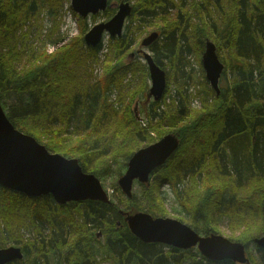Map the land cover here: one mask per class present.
Instances as JSON below:
<instances>
[{
	"label": "trees",
	"instance_id": "16d2710c",
	"mask_svg": "<svg viewBox=\"0 0 264 264\" xmlns=\"http://www.w3.org/2000/svg\"><path fill=\"white\" fill-rule=\"evenodd\" d=\"M112 1L115 0H108V6L101 13L105 20L114 13L115 9L110 6ZM143 1L137 0L131 4L125 31L120 36H108L105 47L103 41L94 46L84 42L83 33L87 24L85 19L79 17L81 27L78 40L49 55L44 51H34L33 48L28 51L30 39L17 41L16 32L18 29L22 30L28 18L40 14L46 7L49 13L56 14L61 1L0 0V105L16 129L33 136L50 152L77 158L82 170L93 173L99 180L111 176L108 170L112 167L116 174L121 175L139 144L143 143L144 147L163 135L172 133L178 136V148L185 143L192 146L195 141L193 136L199 130L218 124L219 128L207 135L208 151L202 157L197 154L182 159L184 155L180 150L177 148L178 151H174L177 153H173L167 161L173 155H180L182 163L177 167L179 171L172 172L166 182L174 191L176 200L190 216L186 217V224L196 232L207 235L210 233L209 227L218 224L212 217V210L224 215L229 222L235 218L243 220L246 216L245 224H248L250 233L246 239L238 241L247 250L248 244L254 243L253 239L258 237L252 236V226L258 225L257 222L262 226L259 220L264 214V7L258 9L254 6L249 15L247 8L252 4L247 5L248 1L238 8L241 14L238 27L230 30V34L226 36L230 42L234 41L235 54L231 55L229 50L216 46L224 68L219 78V81L223 80L219 83V94L210 89L214 97L217 96L215 104L211 106L212 103L209 102V107L203 111L200 119L183 120L174 124V127H167L165 112L174 107L177 114L182 115L188 101L186 91L194 88L200 96L204 92L208 93L200 82V78L202 81L206 79L200 60L196 58L199 66L196 75L187 71V67L179 65L187 63L186 54L190 49L198 55L203 47V41L198 39L197 32L207 36L209 31L206 29L199 32L200 28L189 24V29L185 27L183 34L179 36L176 22L161 36V46L164 48L160 52L155 48V42L150 45L155 52L152 57L156 63L161 67L159 58L164 56L167 59L166 67L170 66L174 71H166L161 67L166 73V87L162 98L157 101L149 99L148 106L141 109L145 119L139 120L133 112V103L138 98L145 97L148 92L147 63L144 59L137 58L124 65L122 58L130 53L136 39L145 33L151 17L167 10L181 9L184 5L176 3L178 0ZM217 1L221 6L216 9V19L220 15H227L222 0ZM197 6V2L190 1L188 22L190 17L193 21L200 19ZM255 9L259 14L255 13ZM184 13L185 11H180L178 20ZM54 33H57L55 39H58L56 21L51 32L44 34L42 40L57 43L52 40ZM99 52L106 64H110L109 60L113 66H105V71L108 72L102 79L94 78L91 81L87 67H92V63L101 60ZM70 63V68H65ZM177 74L178 85L182 89L171 95L169 87ZM51 95L56 96L55 100L50 101ZM168 95L171 101L165 103ZM112 97L115 100L112 101ZM197 142L199 143L198 139ZM208 155L210 166L205 164ZM119 157L124 158L122 164H118ZM165 163L155 168L149 177L163 169ZM198 172L226 179L231 176L239 189L251 186L252 191L259 193V198L256 202H244L225 186L215 197L209 198L207 204L190 206V201L183 197V193L200 178L202 173ZM160 182L157 181L154 188L151 187L152 184L146 187L147 183L135 182L146 187L140 196L144 203L138 202L132 192L131 198L123 195V200L127 203L123 207L112 200V195L111 202L107 203L97 200L60 204L50 194L32 197L0 185V247L16 245L23 252L21 259L7 264H47L54 257L65 264H100L101 261L106 264H170L162 255V250H150L156 246L155 243L138 240L124 220L127 213L140 210L150 211L151 214L166 213L164 198L159 194ZM212 185L211 180L209 187ZM206 192L207 190L204 195ZM212 199L216 200L215 207L210 206ZM56 205H61V211L65 207L81 211L82 220L75 223L68 217L53 213L45 216L44 210L52 212ZM19 208L24 210L23 214L16 212ZM71 215L78 214L71 212ZM178 218L183 220L181 216ZM196 218L202 224H198ZM117 221L121 223V227H116ZM108 224L111 234L106 237L104 244H100L91 227L101 228ZM26 232H29L27 238ZM97 247L101 250L99 254ZM110 249L117 254V261L113 263L109 259ZM166 249L177 251L179 248L166 245ZM258 249L261 264H264V250L259 246ZM180 250H184L183 253L190 258L193 255L189 252H199L194 247ZM247 256L249 264H257V259L251 252ZM99 258L101 260H97ZM201 258L213 264H236L228 259L212 261L204 256Z\"/></svg>",
	"mask_w": 264,
	"mask_h": 264
},
{
	"label": "rangeland",
	"instance_id": "374dc122",
	"mask_svg": "<svg viewBox=\"0 0 264 264\" xmlns=\"http://www.w3.org/2000/svg\"><path fill=\"white\" fill-rule=\"evenodd\" d=\"M60 1H61V4L58 7L56 14L49 13L48 10H46L47 9L46 7V9L43 10L40 14L37 13L34 16H31L30 18H28V21L25 23L21 31H19V29L17 30L16 32L17 41L23 38L30 39L29 40L30 46L28 47V51L31 48H33L32 50L34 51H44L46 54L51 55L57 52L58 50H60L64 45L73 44L74 42L78 40L80 36L79 32H80V27H81L79 16L72 11L70 7V0H60ZM136 1L137 0H115L112 2L114 3L128 2L129 4H132V3H135ZM146 1L147 0H144L143 3ZM190 1L191 0H178L176 3L178 4L184 3L181 9L177 8L174 10H167L164 13H160V14H157L151 17L152 19L149 20L150 25L146 27L145 33L139 36L138 39H136L133 46L131 47L132 50L130 51V53L128 55H125L122 58L123 60L122 63L126 65L127 63L133 60H136L137 58L143 60L144 58L142 57L141 53L144 50H146V52L151 55L155 54L153 49H151V46L146 48L145 46L141 45V40L143 39V37L147 36L149 32L150 33L153 31L157 32L158 36L154 40V42L156 44L155 48L160 52V50L164 48L163 46H161L162 44L161 36L163 35L165 31L169 30L172 27V25H174L176 22H177L176 29H178L177 34H179V36L183 34V29L185 27L189 29V24L192 25L193 27L196 26L197 28H200L199 32L201 31L203 32L206 29H208L209 31L207 36H203L201 34H198L197 32L196 35L199 37L198 39L199 40L202 39L203 41V47L199 51L198 55L196 54V52H193L190 49V51L186 54V58L188 59L187 63H185L184 65H181V64L179 65V66L187 67V71H190L192 75H196L199 71V66L196 62V58L200 60V64L202 66L201 59H202V53L204 51V44L206 40L212 41L213 43H215V46L217 47L220 46L222 48L229 50V54L231 55L235 54L233 52L235 51L234 41L230 42L229 40H227L226 36L230 34L229 33L230 30H236V28L238 27V22H239L240 15H241L240 11L238 10L241 4L238 2V0H222L224 4V11L227 15H220L219 17H217V19H216V14L218 13H216V9L220 8L221 6L217 0H194L195 2L198 3L197 9H199L200 11V19L193 21L190 17V22H188L189 13H190L189 12ZM247 1H248L247 5H249L250 3L252 4L251 7L247 8L248 15L251 11L254 10L255 8L254 6H256L258 9L261 7H264V0H245L244 3ZM181 10L185 11V13L178 20V16ZM255 13L259 14L257 13V9H255ZM262 14H264V12ZM82 19H85L86 24H87L86 30L83 33V36H84V34L88 31V29L93 24L103 20V16L101 14H94V15L90 14L87 17L82 18ZM55 21L57 22L60 39L59 38L55 39L57 36V33H54L52 35V40H56L57 43H53L48 40H45V41L42 40L44 37V34H48L51 32L52 25L55 23ZM126 21H125V27L129 23L128 20ZM124 31L125 29H123V32ZM104 35L105 36L103 37L102 41L105 47L108 35L106 33ZM98 56L101 57V60L98 63H92V67H87L91 81L94 78H98L99 80L102 79V77L105 76L106 73L108 72V71H105V66H108V67L113 66V63L110 62L109 60L107 61L110 64L108 65L106 64L105 59L102 58L101 52H99ZM222 58H227V57L222 56ZM39 60H42V59H39ZM166 61L167 59H165L164 56H160L159 63L161 67L164 70L166 69V71L173 72L174 71L173 68H170V66L166 67L165 65ZM70 65L71 63L67 64L65 68H70ZM225 66L228 67V65L226 64ZM201 68L203 69V67ZM204 75H205V72H204ZM178 77H179V74L176 75V79L173 80V82H171L170 84L169 91H171L170 92L171 95H174L175 93H177L179 90L182 89V86L178 85L179 83ZM147 79H148L147 83H148V89H149L150 87L149 73H148ZM222 81L223 80L218 81V82L221 84ZM200 82L206 88L208 93L204 92L200 96L196 94V90L194 88H192L191 91H186V93L188 94V101H187V105L185 106L183 110V114L178 115L176 110H174V107H170L165 112V115L167 116V121H168L167 127H171V126L174 127V124H178L179 122L183 120L192 121V120L200 119V117L204 114L203 111L209 107L207 104L209 102L212 103L211 106L215 104L217 96L214 97V93L210 90L211 88L214 90V88L210 85V82L208 81V79H204V81H202V78H200ZM114 94H113V97H114ZM182 94H183V91H182ZM55 97H56L55 95H51L50 101L55 100ZM113 97H112V101L115 100V98ZM148 100L149 99H147V97L145 96L140 99L138 98V101H136L135 104L133 103L134 105L133 112L137 119L139 120L145 119V114L144 112H141V109L148 106L149 104ZM170 101H171V98H170V95H168L165 103L170 102ZM162 108H164V106ZM218 128H219L218 124L217 125L215 124L214 126H211V125L205 126L201 130H199V132L195 134V136H193L195 141L192 142V146L191 144L187 145V143H185L186 145L184 144L183 146L179 147L178 149L180 150L181 154L184 155L182 159L187 158V157L190 158L192 155L197 156V154H199L202 157V155L208 151L207 135L209 134L210 131L214 132ZM197 139L199 140V143L197 142ZM142 145L143 143L139 144L135 148V150H137L138 148H141ZM197 147L198 149H196ZM177 151L175 153L173 152L174 155L177 153ZM174 155L165 163V167L163 169L159 170L156 174L150 177L148 186L146 187H149L152 184L151 187L154 188L157 184V181H161L158 186L159 194L164 198V206L166 209V213L164 215L152 213L153 215L163 216V217H172L176 219H179L178 216H181L183 218V220L181 221L184 223H188L186 217L190 218V216L187 215L185 207L182 206L176 200L175 195L173 193L174 191L172 190L170 185L166 182L167 178L172 174V172L176 170L179 171L177 167L179 166V164L182 163L181 156L176 155L175 157ZM210 161L211 160L208 155L206 157L205 164L210 166ZM122 162H124V158L119 157L118 164H122ZM108 172L112 175L108 176L106 179L100 180L102 185L108 191L109 197L112 195V200L115 203H117L120 207L126 206L127 203L125 200H123L124 194L122 193V191L117 185V178L120 174H116L115 173L116 171H113V167L110 170H108ZM198 173H202V172H198ZM211 180L213 182V185L212 187H209ZM225 186L228 187L229 192L238 196L239 199L242 198L244 202H248V200L252 202H256L259 198V193H255L254 191H252L250 189L251 186L249 188H245L241 190L236 186L231 176L229 177V179H226L225 177L221 178L217 175H212L211 173H207V174L202 173L200 178L197 179V181L194 184H192L187 189V191L183 193V197L186 200L190 201L189 202L190 206H202L203 204H207L208 203L207 201L209 200V198L215 197L218 194L219 190L221 188H224ZM145 188L143 186L141 187L138 183L134 184L132 191L133 193H135L138 202L144 203L143 200L140 199V196H141L142 190H144ZM205 190H207V192L204 195ZM215 204H216V200L212 199L210 206L215 207ZM53 208H54V211L52 212L49 210H44L46 212L45 216H47V214L52 215L53 213L56 215H60V217H68L70 220H74L75 223H77L76 221L80 222L83 218L82 212L79 210H75L74 207H68V208L65 207L62 209V211H61V205L53 206ZM262 208L264 211V202H262ZM23 211L24 210L19 208L18 211L16 212L23 214ZM140 211H143V210H140ZM71 212H75L78 215L72 216ZM148 213L151 214L150 211H148ZM262 215H263V218L259 220L262 226H260L258 222H257L258 225L252 226V230H251L252 236L258 235L259 237L261 234L264 233V230L262 231V228L264 227V214ZM239 216L243 217L242 215H239ZM212 217L216 219V221H218V224H216L215 226L211 225L209 227L208 231L210 233H216V234L222 235L233 241H238L240 239L244 240L249 236L250 229L248 228V224H245L247 220L245 219L246 216L244 217L243 220L240 218L239 219L235 218L232 220V222H229V220L226 219L224 215H221L215 212V210H212ZM196 222L198 224H202V221L199 218H196ZM119 226L121 227V223L117 221L116 227H119ZM91 228H92L91 230L93 232L94 237L97 240H100V244H104L106 237L109 234H111L110 224H108L107 226L101 227V228H95V229L93 227ZM192 229L195 230L194 228ZM197 230L200 231L199 229ZM247 230H249V232H247ZM197 233L200 235H205L200 232H197ZM25 236L27 238L29 236V232H26ZM30 237H32V235H30ZM10 244H13V243H10ZM97 249H98V254H99L101 250L99 249V247H97ZM150 250L151 251L154 250L155 252L158 250H162L163 252L162 255L164 256L165 260H167V262L170 264H185V263L187 264L188 262H195L196 264H213V263H208L207 260L205 261L204 258H201L202 256L200 255L199 252L198 253L189 252L190 254L193 255L192 256L193 259H192L190 258V256H188V254L183 253L184 250L168 251V249H166V245L164 244L156 243V246L150 248ZM114 251H117V250L114 248ZM112 252H113L112 250L109 251V254H110L109 259H111L113 263L117 261V254L114 252L112 253ZM246 252H247V255L249 252H251L254 258L257 259V264H261V255L259 254L258 246L255 243L250 242L248 244V248ZM97 260H101V259L99 258ZM47 264H65V263L60 262L56 257H54V258H51ZM100 264H106V263L101 261Z\"/></svg>",
	"mask_w": 264,
	"mask_h": 264
},
{
	"label": "water",
	"instance_id": "95a60500",
	"mask_svg": "<svg viewBox=\"0 0 264 264\" xmlns=\"http://www.w3.org/2000/svg\"><path fill=\"white\" fill-rule=\"evenodd\" d=\"M70 3L72 9L81 17L102 12L107 6V0H71ZM116 5L117 10L111 18L94 24L85 33L83 38L87 45H96L105 33L109 36L122 34L124 21L131 12V6L128 2H119ZM157 36L155 31L149 33L143 37L141 45L147 47ZM142 53L150 78L146 96L158 100L165 90V72L149 53ZM201 62L206 79L218 94V81L224 65L210 40L205 42ZM178 145V136L167 133L157 141L136 150L128 159L125 171L117 179L122 193L131 198L135 181L148 184L150 173L165 163ZM0 185L32 197L50 194L54 201L60 204L82 200L110 202L101 181L93 173L83 171L77 158H67L60 153L50 152L33 136L16 129L1 105ZM124 220L130 232L144 243H162L181 249L196 247L199 253L209 260L228 259L249 264L243 243L216 233L200 235L179 219L136 211L127 213ZM253 241L264 250V234ZM22 257L23 252L19 246L0 247V264H7Z\"/></svg>",
	"mask_w": 264,
	"mask_h": 264
},
{
	"label": "flooded vegetation",
	"instance_id": "af4514ba",
	"mask_svg": "<svg viewBox=\"0 0 264 264\" xmlns=\"http://www.w3.org/2000/svg\"><path fill=\"white\" fill-rule=\"evenodd\" d=\"M238 2H239L240 4H242V3L244 2V0H238ZM130 5H131V4H130ZM110 6L113 7V8L116 10V3L113 2V3L110 4ZM115 10H114V12H115ZM124 27H125V26H124ZM149 33H150V32H149ZM149 33H148V34H149ZM153 42H154V41H153ZM153 42H152V43H153ZM152 43H151V44H152ZM151 44H150V45H151ZM150 45H148L147 47H149ZM147 47H146V48H147ZM144 51H146V50H144ZM141 52H142V51H141ZM154 60H155V59H154ZM85 201H97V200H82L81 202H85ZM101 202H102V201H101ZM85 203H86V202H85ZM85 205H86L87 208H88V205H87V204H85ZM98 235H100V234H98ZM136 238H137V237H136ZM137 239H138V238H137ZM138 240H139V239H138ZM155 244H156V243H155ZM157 244H162V243H157ZM180 249H181V248H179L178 250H180Z\"/></svg>",
	"mask_w": 264,
	"mask_h": 264
}]
</instances>
